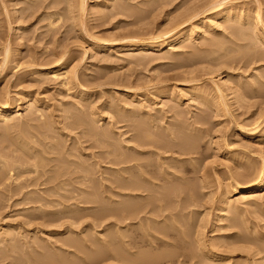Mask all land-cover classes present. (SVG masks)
<instances>
[{"label": "rangeland", "instance_id": "rangeland-1", "mask_svg": "<svg viewBox=\"0 0 264 264\" xmlns=\"http://www.w3.org/2000/svg\"><path fill=\"white\" fill-rule=\"evenodd\" d=\"M66 1L68 0H0V36L1 34H3V36L5 37V38L2 36L0 37V41H1L0 42V57L2 58L1 56L2 47H3L2 44H4L5 39L6 40L8 39L10 43V47L12 49L10 53V58L16 55H17L16 57H18L20 55L19 62L21 61L22 65L25 64L24 61L26 62L29 60V62H31V60L28 59L30 57L31 59L33 58L32 62L33 60L36 61L35 66H30V67H27L26 69L23 66L21 67V64L19 67L15 68L12 65L13 63H8L7 65L8 67L6 66L3 69L0 66V70H1L0 71V99L2 100L0 103L5 101V103L10 105L11 107H14L16 105L15 103L23 102L22 98H24V100H27L29 97L36 95L35 97L39 98V101H40L39 103L43 102L44 104L48 105L50 111L52 112L53 118L54 120H56V122L65 121L64 119L67 118V120L65 121V123H67V121L69 120L72 114L77 115L76 114L77 112L74 113L75 110L73 106L72 107H70L71 105L69 106L68 103L70 102H78L79 104H81L80 105L81 109L82 110L84 109L85 112L87 111L86 113H88L89 107L85 109L86 107L85 104L88 105L89 102L92 104V101H93V104L91 107L95 108L94 110L98 108L99 111H101V109H103L104 101H105V104L107 103V105L108 104L110 105V103L112 102L113 104L116 103L118 99L119 100L124 99L126 100L125 104H122L124 103V100L122 102L118 100L116 104L120 102L118 104L119 106L123 105L124 107H128V108H131V107L135 108V105H136V108L141 107V109L143 108L142 110L144 111L146 110L147 113L151 114L150 116L158 118L157 120H155L158 125L160 124V122L164 123L165 121L171 119L173 112H176L181 119L186 120L189 118L188 119L189 124H191L194 119L195 121L197 120V122L194 124V129H192L189 125V129H190L189 130L190 132L189 133V149L192 151L189 150V172H187L188 177H189V182L194 183V185L189 188V194L191 193L194 194L195 203L189 201L191 203H189L188 209L183 210L184 214L187 213L185 217L188 216L186 219L189 218V225L192 222L189 228L190 229L189 230V241L191 240L190 241L191 246H189V248L191 247L192 249H194V246H196L195 245L196 241L194 239L192 241V238H194L192 236H195V234L202 235L203 242L209 247L210 245H212V246L217 247V249L221 251H225V250H222L223 249L222 246H219V244H215L216 242H213L217 238V236H213L215 238H212V235H216L215 233L217 232H219L220 234H231V233H236L240 230L244 231L246 230V227H248L249 236L253 238H258V236L262 235V237H264V189H261L255 192H250L249 193L250 197L246 199L247 201L246 200L240 201L237 204L240 209L242 208L241 209L243 212L242 214L244 215L243 218L245 219L244 221L246 222H243V223L239 222L238 224L237 223L239 221V218H238L236 219L237 225L235 226L234 224L233 226L232 224L231 226L230 225L231 222L229 223L230 221L229 217H231V215L233 214L231 213L229 209H226L225 215H220L219 218L216 217L214 219L215 221L213 220V222L208 224L207 227L203 226L205 224V220H203V218L206 219L204 216V214L206 215L205 212H208L209 210L212 212L211 213L212 215L210 214L211 217L214 215L213 213H215L214 211L217 209L216 208L217 205H219L218 200H220V197L222 196L221 194H223L226 190H229L230 196H231L229 201L233 203L234 201H236L237 199L236 197H238V191L236 192V190H238L237 188H240L250 183L255 178L256 173L258 171L257 169L260 163H259L257 155L259 154V152L262 153L264 151V82H263L264 79L262 80L259 79L261 77L260 74L262 75L261 78H264V58H263L264 53H263V57L260 58V60L255 61L253 60L255 58H252L251 60L253 62L251 60H250L251 62L247 60L248 62L246 61V63H245V59L240 58L239 57L240 55H238L236 52L234 53V50L230 49V47L227 49L226 52H222V54L220 53L221 55L219 54V51L216 53V47L211 46L212 44H209L211 43L210 40H213L215 37H216L215 40L220 39V37L223 38L226 35V33L229 32L231 28L230 26H233V25H230V23L227 24L225 22L224 24H227V25L226 26L224 25L223 28L229 27V29L227 28L225 30L224 28L225 31L223 32L222 31L223 28L221 30L220 27L219 28L214 27L215 23L214 21H212L213 28H215L216 32L215 31L214 32L213 31L200 32L199 35L196 36L195 41H191L187 38L182 39V42L175 45L176 47L174 46L172 52L169 54L167 53L166 55H163L164 52L162 51L163 53L161 52V54L160 52H158L160 55L159 56L157 52L149 50L150 52L148 51L146 53H142L141 55L137 54L136 56L139 59L135 58L136 56L134 57L135 59H138L137 62L136 61L128 62L129 60H127V58L124 57L126 55L125 54L126 52H119L115 54L112 52H108V53H104L102 51L100 52L96 50V48L92 49V47L88 43V37H86V35L83 33L84 31L77 30L79 28L77 25L79 24L78 23L80 19L79 16L76 14L77 16L75 15L74 18H68L70 15L69 11L71 10L69 6L72 7L73 3L75 4L77 0H69L68 2ZM99 1L101 2L103 0H85L86 14L82 18L83 23L85 24L84 25L85 29L87 30L89 34L92 35V37L97 38L99 44H102L103 39L104 40L112 39V38L121 39L125 37H133L137 41H146L151 36L157 34L159 30L163 32V29L167 30L171 28V29H174L175 31V29L177 30L180 27L179 25H180V22H182V19L184 20L185 18L184 15L188 17V15H190L192 11L194 13L195 12L194 10L196 11L202 10V8L203 9L206 8L211 3V0L205 1V2L210 1V3H208L209 5L205 3L204 0H188V3L184 0L183 4L185 5H183L181 3L183 1L175 0L173 1V4L161 7L162 10L159 9L160 7L156 8L155 9L156 11L157 9H159L158 11L159 13L158 12L156 13V11H153V12H155L157 15L155 13L154 14L150 13L144 20L143 19L142 21L135 20V22H133L134 17L133 16L129 17L127 15L129 13L127 11H126L127 14L126 13L125 14H120V13L113 14L111 12L112 10L109 8L111 5L110 6L105 5L104 7H102L103 10L105 8L104 12L109 11L107 13L109 15L106 16L105 14L106 16L105 17L102 14V12H100L103 10H100L101 7L98 5ZM121 1L123 0H113V4H121L125 2V0L124 2H121ZM137 1L139 0H134V2H137ZM141 1H144V0H141ZM179 2L182 5H180ZM219 2L221 4L223 3L222 5H227V4L231 5L233 9L241 11V14H242L241 23L244 22L245 25H246V21L249 20L252 22V24H257V26H259V23L264 20V0H232V1L231 0H219ZM91 7H92V11L90 10ZM95 7H98V9ZM67 9L69 11H67ZM95 9H97L98 11H96ZM160 11H162V13ZM214 11L215 10H210L209 12H207L205 14V18L212 19L213 17L211 14ZM187 12H188V15L183 14L182 16V13H187ZM256 13L258 14V16ZM99 15H100V19H99ZM101 16L103 17L101 18ZM129 20H132L131 22L133 23H131ZM49 21L52 22L53 24L49 23ZM73 21L76 22L77 24L72 23L73 25L71 26V22ZM128 21L130 23H128ZM236 24L237 23L234 24L236 27L239 26L238 24L237 25ZM74 26H77V27H74ZM52 29L53 31H50ZM220 34H222L223 36ZM99 38L101 39L103 38V39L101 40ZM210 38H213V39H210ZM243 41L239 40L238 43L244 44L246 42V41L244 42ZM118 42H122V40ZM256 45L258 46L257 48H260L257 50H261L262 52H264V45L259 44V43ZM210 50H211V53H213L214 51L215 54H218L219 59L218 57L217 59L213 57L215 56L214 53H213L214 55L211 56ZM62 52L65 53L63 59L73 60L72 63H78V67H77L78 78L76 79V81L71 83V85L66 84L67 87L66 86L62 87L64 86L61 83L62 78L61 76H58L56 79L50 78L48 82L40 83L42 80L36 79V76L34 75L36 73H33V70L45 68L46 66L50 65L49 63H51V61L52 63H57L59 61H62V59H60ZM224 55L225 57L232 55L231 56L232 58L234 59L240 58V60L231 62L230 68H226L228 69L226 70L224 68L225 66L220 64V60L223 59ZM139 56H142V58H140ZM1 58H0V65H1ZM246 58L248 59V57ZM43 61L44 63H42ZM38 62L39 63L41 62L40 65ZM226 73H229L231 75V79L233 80L234 85H236L237 83H240L242 86H241V89L238 88V90L235 91L238 94L236 96L238 102L236 101V98H235L236 94H233L234 95L233 97L232 94H230L229 92L223 91L224 93L223 95H225V98L223 99V101L225 102V104L222 106L224 102L222 103V100L219 98L220 94L218 91H216L217 90L216 84L218 83L219 78L225 77ZM97 76L101 79L99 78L97 79ZM47 78L44 77L43 81L45 79L47 81ZM39 79H42V78L39 77ZM258 79L259 81H262L263 83L258 82ZM36 80H38L39 82ZM101 81L104 83H102ZM247 81H249L250 85ZM98 83L100 84L102 83V85L97 86ZM242 83L246 85H243ZM258 83H260V85ZM123 86H127V87H123ZM189 86H196L197 88L200 87L199 89L201 90V93L199 94L198 98L196 96L186 93L188 90L187 87ZM80 87L82 90L87 89L86 91L89 94H86L84 97H76L74 92L77 91L78 88L80 89ZM98 87H100V89ZM154 90H158L160 91V93L152 94ZM202 90H204V92H202ZM3 91H5L4 93L7 92L8 97L2 94ZM123 92H128V93L133 92L135 95L131 96L130 98L127 96L124 97ZM169 93H176L180 97L179 99H175V98L173 99L171 95H168ZM99 96L101 97V99ZM144 97H151V99L149 101H146V104L142 103V101L139 103L137 102L138 100L136 101V99H140V98L143 100ZM70 98H73V101ZM76 98L79 99L81 102H79ZM74 99H76V101ZM86 100H90V101H88L87 103ZM60 102L64 103L63 104L64 107L62 106L61 112H58L56 108ZM138 104L140 106H138ZM218 105H220L221 109ZM217 107L219 108V110L217 109ZM222 107H224V110L222 109ZM148 108L150 109L148 110ZM54 109L56 110L55 112H54ZM25 112L27 111L22 110L21 116L19 115L22 119H24V121H26L25 116L27 114ZM69 112L72 114L70 115ZM114 112L116 111H113V113ZM59 113L64 116L62 117L61 115H59ZM113 113L111 112L110 114H112L113 116ZM116 113L120 115L119 118L121 117V115H123V113L120 114L118 111ZM106 114H107L106 111L105 112L103 111V117L107 118ZM67 115L69 116V118L68 117L65 118V116ZM74 115H72V118L75 117ZM127 115H129L130 117L126 118L125 116V118L126 119L129 118V121L131 122L132 120L130 119L133 116H131V114H127ZM13 116L15 120H16V117H18V115L17 116L13 115ZM44 116L45 117H42V119L43 118L44 119L40 121H44L45 118H47L46 115ZM116 116L114 113V117H111L113 121L115 119V122L117 121V118H118V116L117 117ZM121 118L124 119V121H127L124 118V115ZM121 118L119 121H117L118 123H120V121L121 122L123 121ZM174 119L175 117L172 118V120ZM29 121L28 122L26 121L27 125L26 126L24 125L25 128L28 126L30 127L28 123L30 124L31 122H33L31 123L32 125L31 127L35 131L39 130V127H38L39 121L36 120L37 126L35 125V121H32V120L31 122ZM124 121L121 123V125H117L118 123H116V125L124 127L123 125L126 124V122L124 123ZM129 121H127V124H131ZM40 124L41 126H43L41 127L42 130L45 131V129H47L48 131L47 130L46 131L47 133L50 134V136H52L54 139L57 138L58 141H60L61 143V144L59 143L60 146L58 144L56 148H59V149L60 147L62 148L63 143L65 146L70 143V141L66 140L65 137H64L65 139H63V135H61L58 132L56 133L57 130L55 131V129L52 126H51V129H49L50 127L48 125L44 127V124H42V122H40ZM125 126L128 127V132L130 131V134H131L132 131L129 129L130 128L129 125H125ZM31 127L29 128V130L31 129L33 131ZM25 128L23 129V131H25ZM253 128H256L257 132L254 134H249L250 133L249 130ZM121 129H120L121 131H123V129L125 131L126 127L121 128ZM31 130L28 132H31ZM76 130H79V128L75 129V131ZM28 132L25 131L26 134ZM17 133L19 134V132ZM0 134L3 135V133H0ZM59 134L61 135V137ZM128 134L129 133H127V135ZM259 134H263V135L259 136ZM2 135L0 137H3ZM81 138L85 140L86 136L85 138L84 136ZM88 140H86V143L87 142L88 144L93 143L91 139H88ZM101 143L99 146H102V147H99L98 145H95V146L93 145L94 147L92 146L94 151L98 150L99 148H101L99 150L107 149V147L109 146V144H107V146L105 147V144L104 143L101 144ZM96 144H99V142ZM259 150H263V151H259ZM55 151L56 150H53L54 154L50 153L51 156L49 154L48 155L46 154L47 157L42 153L41 154L38 153L39 154L38 156H40L38 157L36 153H34L33 155L34 156L36 155L34 158V156L30 155L32 153L26 152L24 154L18 150H15V152H13L14 154L12 153L10 155L9 160L8 158H6V165H4V167L6 166V168L2 167V169L8 170V167L11 168L15 166L14 169H12L11 174H14V177L18 176L19 178L18 177L16 178H18L19 180L15 179V182L13 181V183L14 184L19 183L18 185L20 186L25 181L27 183L30 181L28 187L25 188V186H22L24 188V189L21 188L22 191H28L29 197L31 196L33 197L35 195L38 197L45 196L47 194L46 188L47 189L53 188L51 186H54L56 182H48L49 184L46 182L49 185V187L46 183L43 184V182H45L48 173H49L48 176H51L53 174L51 171L56 169L55 167H53L54 164L55 166L57 165L61 166V163L57 164L55 159H57L58 157L63 158L65 156V153L63 154L62 152L60 153V152H55ZM57 153H60V154L58 155ZM23 154L25 158L27 157L26 155L28 154V157L26 159H29V160H26L24 157H23L24 159H22L21 157ZM62 154L64 156H62ZM44 156L47 159H45ZM31 157L32 159H34V162H32L33 160L30 159ZM36 157L38 158L36 159ZM53 157H54V160H53ZM21 159L25 163L21 162ZM38 159L40 161L44 159V163L41 165L43 169L45 170L42 169L40 164H35V162L40 163ZM50 159H52V161ZM8 162L10 164H8ZM106 162L107 160L105 161V164L104 162H102V164L100 163V165L102 166V169L104 168V166L109 167V165H106ZM194 162H195L194 164L195 166L194 167L192 166L193 167L192 168L191 163H194ZM30 163L37 165V167H34L35 165H32ZM48 163L49 165H53V166H48L47 165ZM3 164L4 163H2L1 166H3ZM38 165L40 169L38 168ZM247 166H250V167H247ZM49 167H53L52 170ZM64 167L68 168L69 166L66 165L64 162ZM26 168L30 172L29 173L25 172L26 173L25 174L23 173V170H26ZM33 168L34 170L39 169L37 171V175L34 172ZM46 171L48 173H46ZM18 172L23 173L21 174V177ZM40 172L42 173L45 172L46 175L45 173L42 174ZM38 174H40L41 176ZM34 175L36 177H34ZM37 176L40 179V181L38 180ZM40 177H42L43 179ZM202 179L205 181V183H207L206 185L204 184V186H201L200 184V181ZM35 180L36 181L38 180L39 182L38 181L37 182L38 183L41 182L42 184L35 185L34 184ZM19 181L22 183L20 184ZM32 181L34 182L32 183ZM6 183L7 184L10 183V181L7 180ZM51 183L53 185H51ZM14 184H12V186ZM59 187L53 188V190L56 191L59 196L70 197L75 194L77 195V193H79V191L77 190H75L73 193V190L75 188L73 186L72 187L74 189L71 188V185H69L68 187L66 186L67 188L64 187L63 185ZM63 187L65 189H63ZM1 188L3 189V191ZM6 188L7 187L5 186V184L0 185V200H1L0 201L1 202L0 203V254H1L0 264H49V263L53 264V262H55L57 258L55 256H59V255L61 256L63 252L66 256L62 254V257L65 259L67 258L66 260L69 261L68 258L70 259L74 258V255H75L74 252L76 251L73 248L70 249V247H66L67 248L66 249L65 246L60 244L62 243L61 241L63 239H66L68 236H71V237H74V236L77 237L79 235H80L79 237H81V235L85 237L88 236V238L86 237V239H90L91 242H87V244L88 243L90 244L93 242L95 245L97 244L96 245L97 247H94L95 251H93V255L95 253L99 254L100 251L98 250L99 251L98 252L97 249L101 248V245H100L101 241L104 243L108 241H109L108 243H110L112 241L111 244H114V243L116 244L118 241L117 238H114L115 235L117 234V230L115 229L117 227L116 226L114 227V225L112 227L113 219L110 217H107L101 220L100 222V220L99 221L93 220L92 219L93 217L91 215H86L87 217L84 215L83 217L79 219L80 221L79 220L77 221V223L79 222L78 224H75V225L73 224V227L71 225V228L72 229L74 228L73 229L74 233L69 234L70 227L66 224H70L69 223L70 220L69 219L67 220V217H61L60 213H52L54 210L56 211L62 208V205H58V203L57 202L54 203V201L49 202V205L51 207L49 205L47 206L48 203L47 204H45V202L39 203V202H36L35 200L34 201L31 200L32 203H28L30 201H27V200L24 202L21 199H19L20 194L22 195V193H19L18 191L16 192L14 190H12L13 192L9 191L11 195L9 198V194H7L8 190ZM44 189L45 191L43 192ZM57 189L59 190L57 191ZM48 191L50 192L51 190H48ZM2 196H3V199L1 198ZM36 196L33 198H36ZM52 197H53L52 199H54V196ZM104 202L102 203L104 204L108 203L106 202V200H104ZM41 203L43 204L40 205ZM52 206H54L55 208ZM47 215L49 218L47 217ZM55 215L56 216L58 215L57 216L58 219ZM35 216H38V217H35ZM56 222L59 223V225H57ZM61 222L64 225L61 224ZM92 223L95 226H92L91 225ZM133 223L135 224L137 222L133 221ZM60 224L63 225V227L61 226V229H64L66 227L62 231H58V229H60L59 228ZM123 224H126V223H123ZM119 225L118 226L120 228L124 226L122 224H119ZM134 226L136 227V225ZM134 226H131L130 227L131 229L123 228L121 229V231L125 230V234L127 235L130 234L128 236L130 239L131 237L135 236L134 238H136V241H138L140 237L138 235L136 236V234H138L137 232L139 231V230H136L138 226L137 228H134ZM218 229H221V230L219 231ZM191 233H192V236H190ZM99 239H102V240L100 241ZM138 242H136L137 244L135 243L136 244L135 246L137 247L136 248L133 247L131 249L132 252L135 253V251H137L139 248V251H137L135 254H140L144 251L145 253L149 252L151 255L152 253H156L164 249V247H160L159 249H156L155 251L149 248L148 245H145V244L141 245ZM260 242L258 243L263 244L262 246L264 247L263 241L261 243ZM58 245H62L63 249L61 248V246H58ZM239 245H240L239 243L234 245L239 248L233 254L236 256L230 258L229 264L233 262L234 263L237 262L238 264H252L254 257L252 256V250H250V248H253V247H251L250 245H244L243 247H240ZM252 246H255V245H252ZM64 248H65V251H64ZM167 249L172 250L175 248L168 247ZM68 251L69 253L72 251V253L69 254ZM262 251L263 252H261L260 255L263 254L264 256V250ZM56 253H61V254L56 255ZM46 254L47 256H45ZM51 257L54 260L49 259ZM41 258L42 260L40 261ZM105 259H101L100 260L101 262H99L98 259H96L95 257V259H87V261L90 262L89 264H95L97 261H98V264L99 263L100 264H119V262L113 261L111 258H109L110 260L108 258H105ZM77 261L79 264L84 263L83 261H79V260ZM54 264H60V263L56 261ZM256 264H258V262Z\"/></svg>", "mask_w": 264, "mask_h": 264}, {"label": "bare ground", "instance_id": "bare-ground-1", "mask_svg": "<svg viewBox=\"0 0 264 264\" xmlns=\"http://www.w3.org/2000/svg\"><path fill=\"white\" fill-rule=\"evenodd\" d=\"M68 1H66V2H68ZM139 1H137L138 2L137 3V2H134V0H132V2H134V3H132L131 0H125V2L123 0L121 2H124V3L120 2L121 4H113V0H103L101 2L99 1L98 5L101 7L100 10H103L102 7H104L105 5H107V6L111 5L109 8L112 10V11L111 10L110 11L113 14H115V13H117V14L118 13H120V14L126 13L127 14V12H128L129 14H127V15L129 17L133 16L134 17V18L132 17L134 19L133 22H135V20L136 21H138V20L142 21V19L144 20L148 16V14H150V13L154 14L155 12H153V11H156L155 10L156 8L160 7L159 9L162 10L161 7L166 6V5H171V4H173V1H175V0H144V1L139 0ZM181 1H183V2H181ZM181 1L180 2L183 4L184 0H181ZM185 1L188 3V0H185ZM205 1L206 0H204V2ZM180 2H179V4H180ZM62 3H64V2H62ZM205 3L208 4V3H210V1L205 2ZM141 4H143V5H141ZM182 4H180V5H182ZM222 4L219 2V0H215V1L211 0L210 5L209 4H208L209 6L206 5L207 7L204 9L202 8V10L197 9L198 11H196L192 8L195 11L194 13H193V11L191 12L190 15H188L189 11L187 13H182V16H183V14H186V15H188V17L184 15L185 18L183 17L184 20L182 19V22H180V25H179L180 27L177 30L175 29V31H174V29H171V28L167 29V30L163 29V32H161V30H159L160 33L158 31L157 34L151 36L146 41H137L133 37H125V38H121V39L112 38V39H105V40L102 38L103 39L102 44H99L97 38L92 37V35L89 34L84 27L85 24L83 23L82 18L86 14L85 0H77L75 4L73 3L72 7L69 6L71 8V10L69 11L67 9V11L70 12L69 17L68 16L67 17L68 18H74L76 14L79 16V18H80L79 22H78L79 24H77L76 22L73 21V22H71V26L73 25L72 23H76L79 27L78 29L77 28L76 29L79 31H84L83 33L86 35V37H88V43L92 47V49L96 48V50H98L100 52L101 51L104 53L112 52L115 54H117L119 52H126L125 53L126 55L124 57H126L127 60H129L128 62H132V61L137 62V60L139 58L136 55L137 54L141 55L142 53H146L149 50L155 51L157 53L160 52V54L163 51L164 52L163 55H166L167 53L169 54L172 52L175 45L182 42V39L187 38L191 41H195L196 36L199 35L200 32H204V31H210V32L213 31L214 32L215 28H213L212 21H214V23H215V24L213 23L214 27H217V28L220 27L221 30H222L224 25L226 26L229 23H230V25H233V26L228 25L231 28H230L229 32H227L228 34L226 33V35L223 38L220 37V39L215 40V38H216L215 37L214 39L210 38L213 40L209 39L211 41V43H209V44H212L211 46L216 47V53L219 51V54L220 53L222 54V52H226L227 49L230 47V49L234 50V53L236 52L238 55H240L239 56L240 58L245 59V63L247 60L250 61L252 58H255V59H253L255 61L260 60V58L263 57L264 52H262L261 50H257L260 48H257L258 46L256 44L259 43V44L264 45V22H263L264 20L259 23V26H257V24H252V22L249 20L246 21V25H245L244 22L241 23L242 22L241 11L233 9L231 7V5H228V4L222 5ZM69 5H70V3H69ZM183 5H185V4H183ZM98 7H95V8L98 9ZM167 7H169V6H167ZM74 8H76L77 10ZM97 9H95V10L98 11ZM159 9H157L156 13L159 11ZM186 9H187V7H186ZM90 10L92 11V7ZM104 10H105V8H104ZM104 10L100 11V12H102V14L104 16H105V14H106V16L109 15V14H107L109 11L108 12L105 11L106 12L105 13ZM210 10H215L211 14L213 18L207 19V18H205V14L207 12H209ZM160 12L162 13V11H160ZM169 14H170V12H169ZM124 16H126V15H124ZM153 16H155V15H153ZM257 16H258V14H257ZM102 17L103 16H101V18ZM110 18H112V17H110ZM99 19H100V15H99ZM150 19H152V18H150ZM129 21L131 22L132 20H129ZM129 21H128V23H130ZM133 22H131V23H133ZM225 22L227 24H224ZM49 23L53 24L50 21H49ZM235 23H237L239 26L236 27L234 25ZM74 27H77V26H74ZM224 28H225V30L227 28L229 29V27H224ZM224 28L222 30L223 32L225 31ZM66 29H68V28H66ZM54 30H56V29H54ZM50 31H53V29ZM81 34H82V32H81ZM220 35H222V34H220ZM1 36L4 37L3 34H1ZM99 39H101V38H99ZM121 40H122V42H118ZM239 40H242V41L244 40L247 43L245 42L244 44H241V43L239 44L238 43ZM256 42H258V43H256ZM2 45H3L2 52H1L2 58L0 57L1 58V65L0 66L2 69L4 67H6L8 65V63H13L12 65L15 68L19 67L21 64V67L23 66V67H25V69L27 67L36 65V61L33 60V62H32L33 58L31 59V57L28 58L31 60V62H29V60L26 62L24 61V63L26 65L25 64L22 65L21 61L19 62V60H20L19 56L20 55L18 57H16L17 56L16 55V56L10 58V53H11L12 49L10 47V43H9L8 39L7 40L5 39L4 44H2ZM210 53H211V50H210ZM210 53H209V55H210ZM213 53H214V51H213ZM213 53H211V56H213L215 54V53L214 54ZM232 53H233V51H232ZM68 54H70V53H68ZM64 55H65V53L62 52V55L60 57V59H62V61H59L57 63H52V61L50 60L51 61V63H49L50 65L46 66L45 68L33 70V73H36V74H34L36 76V79L42 80L40 83H45V82H48V80L50 78L56 79L58 76H61V78H62L61 83L64 85L62 87H65L66 84L71 85V83L76 81V79L78 78V75H77L78 63H72L73 60L63 59ZM158 55H159V53H158ZM231 56L232 55L225 57V55H224V57L222 56L223 59L220 60V64L224 65L225 69L230 68L231 62L236 61V60H238V61L240 60V58L234 59ZM134 57L138 58V59H135ZM139 57L142 58V56H139ZM161 57H162V55H161ZM213 57L217 59L218 54H215V56H213ZM246 57H248V59ZM218 59H219V57H218ZM40 63H39V65H40ZM42 63H44V61ZM226 70H228V69H226ZM99 76H100V74H99ZM102 76H103V74H102ZM260 76L262 77L261 74H260ZM39 77L42 79H39ZM44 77L45 78L49 77V78H47V81H46V79L43 81ZM261 77L259 79H261V80L264 79ZM98 78L99 77L97 76V79ZM99 79H101V78H99ZM259 79H258V82H260V83L264 82V80L262 82V81H259ZM38 80H36V81H38ZM235 80H237V79H235ZM97 81H96V83H97ZM247 82L249 83V81H247ZM102 83H104V82H102ZM102 83L101 84L98 83L97 86L102 85ZM260 83H258V84L260 85ZM62 84H60V85H62ZM80 84H82V83H80ZM88 84H86V85H88ZM109 85H110V83H109ZM128 85H129V83H128ZM216 85H217L216 91L219 92V94H220L219 98L222 100V103L224 102L223 99L225 98V95H223L224 94L223 91L229 92L230 94H232L233 97H234L233 94H236L235 98L237 101L236 96L238 94L235 91L238 90V88L241 89L242 85L240 83H237L236 85H234L233 80L231 79V75L229 73H226L225 77L219 78L218 83ZM243 85H246V84H243ZM249 85H250V83H249ZM123 87H127V86H123ZM82 88H83V86H82ZM98 88L100 89V87H98ZM199 88H197L196 86H189V87H187L188 90L186 93L191 94L193 96H196L198 98L199 94L201 93V90ZM66 89H68V88H66ZM86 90H82L80 87V89L78 88V90L75 91L74 94L76 97H84L86 94H89ZM92 91H93V89H92ZM4 92L5 91H3L2 94L7 96V92L6 93H4ZM202 92H204V90H202ZM156 93H160V91L154 90L152 92V94H156ZM123 95H124V97L127 96L130 98L131 96H133L135 94L133 92H129V93L123 92ZM168 95H171V97L173 99L174 98L179 99V97H180L176 93H169ZM35 96H31L27 100H24V98H22L23 102L15 103L16 105L14 107H11L7 103H5V101H3L4 103L3 102L0 103V129H1L0 133H3V135L0 134V136L1 135L3 136V137H0V185L5 184V186L7 187L6 189L8 190L7 194H9V198L11 196L9 191L14 190L16 192L18 191L19 193H22V195L20 194L19 199H21L24 202L27 200V201H30L28 203H32L31 200L32 201L35 200L36 202H39V203L40 202H45V204L48 203L47 204V206H48L49 202L54 201V203L57 202L58 205H62V208H60L56 211L54 210L52 213H60L61 217H67V220L68 219L70 220V222H69L70 224H66L70 227L69 228V234L74 233V230H73L74 228L72 229L71 225L73 227V224L74 225L78 224L79 222L77 223V221L81 217H83L84 215L85 216L91 215L93 217L92 218L93 220H98V221L100 220V222H101V220H103L107 217H110L113 219L112 227L114 225V227L116 226L118 228V229L115 228L117 230V234L115 235V233H114V235H115L114 238H117V240H118V241L116 240L117 243L111 244L112 241L110 243H108L109 241L104 243L101 241L102 239H99L101 241L100 242V245H101L100 249L101 250L97 249V251L99 250L100 252L98 251L99 254L95 253L94 255H93V251H95L94 247H97L96 246L97 244L95 245L93 242L90 244L88 243L89 244L88 245L87 242H91L90 239H86V237L88 238V236L85 237V236L81 235V237H79L80 236L79 235V236H77L78 238L75 236L74 237L68 236L66 239H63L61 241L62 243H60V244L65 246V248L66 247H70V249L73 248L77 253L74 252L75 253L74 258H72V259L68 258L69 261L66 260L67 258L65 259L62 257V254L65 255L64 252L62 254L56 253V255L61 254V256L60 255L55 256V257H57L55 262L57 261L60 264L61 263H63V264H65V263L76 264L77 263V264H79L77 261V260H79V261H83L84 262L83 264H89L90 262L87 261V259H95V257H96V259H98L99 262H101L100 261L101 259L111 258L113 261L119 262V264H229L230 258L236 256L233 254L239 248V247H236L234 245L239 243L240 247H243L244 245H250L251 247H253V248H250V250H252V256L254 257L252 264H256L257 262H258V264L264 263L263 254L260 255L261 252H263L262 250H264V247L262 246L263 244L258 243L261 240L264 243V237H262V235L258 236V238H253V237L249 236L248 235L249 234L248 227H246V230H244V231L240 230L236 233L220 234L219 232H217L218 234L215 233L216 235H212V238H215L213 236H217V238L213 242H216L215 244H219V246H222V248H223L222 250H225V251H221V250L217 249V247L212 246V245H210V247H209L208 245H206L203 242V240H202L203 236L202 235L195 234V236H192V233L190 236L194 237V238H192V237L191 238H192V241H193V239L196 241V244H195L196 246H194V249H192L191 247L189 248V246H191V244H190L191 240L189 241V230H190L189 228H190L192 222L190 221L191 224L189 225V218L186 219L188 216L185 217L187 213L184 214L183 210L188 209L189 203H191V202L195 203L194 194H192V193L189 194V188L191 186H193L194 183L189 182V177H188L187 172H189V150H190L189 149V133H190L189 132V130H190L189 125L192 129H194V124L197 122V120L195 121V119H194L192 121V123L189 124V120H188L189 118L186 120L181 119L176 112H173L171 119L165 121L164 123L160 122V124L158 125L155 121L158 118L150 116L151 114L147 113L146 110L145 111L142 110L143 108L142 109H141V107L136 108V105H135V108H132V107L128 108V107H124L123 105L119 106L118 104L120 102L118 104H116L119 99L114 104L112 102L114 100L113 99L112 101H110V102H112V103H110V105L109 104L107 105V103L105 104V101H104L103 109H101V111H99L98 108L96 110H94L95 108L91 107L93 104V101L91 104L90 102L88 103V101H90V100H86L88 105L85 104V106H86L85 109L89 107L88 113H86L87 111L85 112L84 109L83 110L81 109V106H80L81 104H79L78 102H70V103H68L69 106L70 105H71L70 107L73 106V108L75 110L74 113L77 112L76 113L77 115H74V114L69 112L70 115L72 114L75 117L72 118V115H71L69 118V116H68L69 114L67 113L68 115L65 116V118L66 117L69 118L67 123H65L67 118L64 119L65 121L56 122V120H54V118H53L52 112L50 111L48 105L44 104L43 102L39 103L40 102L39 98H37ZM97 98H98V96H97ZM70 99H72V101H73V98H70ZM76 99H74V100L76 101ZM100 99H101V97H100ZM144 99H146V100H144ZM150 99H151V97H144L143 100L140 98V99H136V101L138 100L137 101L138 103L142 101V103L146 104V101H149ZM240 99H241V97H240ZM77 100L79 102H81L79 99H77ZM123 100H119V101L122 102ZM216 100H215V102H216ZM1 101L2 100L0 99V102ZM17 101H19V100H17ZM125 101L126 100H124V103H122V104H125ZM217 102H219V101H217ZM220 103H218V104H220ZM63 104H64L63 102L62 103L60 102L58 104V106L56 108V110H58V112H61V108H62ZM224 104H225V102L222 104V106ZM215 105H216V103H215ZM138 106H140V105L138 104ZM218 106L220 107V105H218ZM149 109L150 108H148V110ZM217 109L219 110L218 107H217ZM220 109H221V107H220ZM222 109L224 110V107H222ZM20 110L21 111L22 110L27 111V112H25V113H27L26 116L24 114V116L26 117L25 120L27 122L29 120H30L29 122H31V120L35 121V125L37 126L36 120L39 121V125H38L39 130H37L38 129V127H37V129H36L37 131H35L31 127L32 126L31 123H33V122H31L30 124L28 123V125H30V127L33 129V131L30 129L31 132H28V131H30L29 130L30 127L29 126H28L29 128L24 127V125L25 126L27 125V122L24 121V119H22L20 117L21 116ZM56 110L54 109V112ZM103 111L104 112L106 111V113H107L106 117L107 118L103 117ZM113 111H116V112L118 111L120 114L123 113L124 118H125V116H126V118L130 117L127 114H131V116H133L130 119V120H132L131 122L129 121V118L128 119L125 118L131 124H127V121H124V119L121 118V117H123V115H121V117H120L124 121V123L126 122L125 125H129V127H130L129 129L132 131L131 134H130V131L128 132L127 126H125V125H123L124 127L117 126V125H121V123L123 122V121L122 122L120 121V123L117 122L120 120V118H119L120 115L118 113L114 112L115 116L118 114L117 115L118 116L117 121L115 122V119H114V121L112 120L111 117H114ZM111 112L113 113V116H112V114H110ZM13 115H16V116L18 115V117H16L17 121L14 119ZM44 115H46L47 118H45L44 121H40V120L44 119V118L42 119V117H45ZM59 115H61L62 117L64 116L60 113H59ZM173 117H175L174 120H172ZM40 122H42V124H44V127L48 125L50 127L49 129H51V126H52L55 129V131L57 130L56 133L58 132L61 135H63V139L66 138V140H69L70 143L65 146L64 143L62 142L63 147L62 148L60 147V149L56 148L57 145L60 143V141H58L57 138H55L56 139L55 140L52 136H50V134L47 133V131H48L47 129H45V131L42 130L41 127H43V126H41ZM116 123H118V124L116 125ZM125 127H126V130L124 131V129H123V131H121L122 130L121 128H125ZM24 128H25V131L28 132L27 134L25 133V131H23ZM78 128H79V130L75 131V129H78ZM16 129H17V131H16ZM26 129H28V130H26ZM17 132H19V134ZM249 132H250L249 134H254L257 132V129L253 128V129L249 130ZM127 133H129V134L127 135ZM52 135H53V133H52ZM61 135H60V137H61ZM261 135H263V134H259V136H261ZM83 136H84V138L86 136L85 140L83 138H81ZM88 139H91L93 141V143H90V144H88V142L86 143V140H88ZM98 142H99V144H96ZM101 142L105 144V147L107 146V144H109L107 149L99 150V149H101V148H99L98 149L99 151L98 150L94 151L93 147L95 145L99 146ZM60 144H59V146H60ZM99 147H102V146H99ZM5 150H7V151H5ZM15 150H18L24 154L26 152L32 153V154H30L32 156H34L33 155L34 153H36L37 156L41 153L44 154L45 156H46V154L47 155L49 154L51 156L50 153H53V150H56L55 152H60V153L62 152L63 154L65 153V156L62 154V156H64L63 158L58 157L57 159H55L57 164L61 163V166L57 165V164H56L57 166H55L54 163H53L54 166L49 165V163L47 164L48 166H53L56 169L54 168L55 170L51 171L53 167H49V168H51L50 171L53 174L51 176H48L49 171L47 170L48 172L46 171V173H48V175H47L46 180L44 179L45 182H43V184L46 182L47 183L48 182H56L57 184L56 183L54 184L55 187L51 186L53 188H58L59 186H62V185L64 187H66V186L68 187L69 185H71V188H73V187L75 188V189L73 188L74 189L73 193L75 190L79 191V193H77V195L75 194V195L70 196V197H65V196H59L58 193L53 190V188H51V189L46 188L47 194L45 196H42V197L39 196L40 197L39 198L38 196L35 195L36 198H33L35 196L32 197L30 195L31 197H29L28 191H22L21 188H23L22 186H25V188L28 187L30 181L28 180L29 181L28 183L25 181L23 183L24 185L21 184L22 182L19 181L21 184L20 186L18 185L19 183L14 184L13 181L15 182V179L19 178L18 176H16V177H18V178H16V177H14V174H11V171H12V169H14L15 166L11 167V168L8 167V170L2 169V167H4V165H6V158H8V160H9L10 155L13 152H15ZM190 151H192V150H190ZM259 151H263V150H259ZM60 153H57V154L59 155ZM24 154L21 157L22 159L25 158ZM26 156L28 157V154ZM35 156H34V158H35ZM42 156H41V158H42ZM45 156H44V158L47 159L46 158L47 156L46 157ZM257 156H258V160H259L260 164H259V167L257 169L258 171L256 173L255 178L250 183H248L247 185H244L240 188H237L238 190H236V192L238 191V197H236L237 199H236V201H234L235 204H234V202L232 203L231 201H229V199L231 197L229 190H226L223 194H221L222 196L220 197V200H218L219 205H217V207H216L217 209L214 211L215 213H213L214 215L211 217L212 212L209 210H208V212H205L206 215L204 214V216L206 219L203 218V220H205V224L203 225L204 227H207V225L210 224L211 222H213V220L216 217L219 218L220 215H225L226 209H229L231 211V213L233 214V215H231V217H229V220H230L229 223L231 222L230 223L231 226H232V224H233V226H234V224L236 226L237 223L239 224V222H242V223L246 222V221H244L245 219L243 218L244 215L242 214L243 213L241 210L242 208L240 209L237 204L240 201H244V200L248 199V197H250V195H249L250 192H255V191L264 189V151L262 153L259 152V154ZM38 157H40V156H38ZM38 157H36V159ZM22 159H21V162H24ZM30 159H32V157ZM105 159L107 160L106 165H109V167L104 166V168H103L104 170H103L100 163L102 164V162H104V164H105V161H106ZM26 160H29V159H26ZM32 160L31 161L34 162V159H32ZM50 160L52 161V159H50ZM53 160H54V157H53ZM9 162H8V164H10ZM39 162L40 163L35 162V164H40V165L43 164L44 159L41 161L39 160ZM64 162L66 165L69 166L68 168H66L67 166L64 167ZM2 163H4L3 166H1ZM30 164H32V163H30ZM30 164H28V165H30ZM35 164H32V165H35ZM62 164H63V166H62ZM191 164H192L191 167L195 166L194 165L195 162L191 163ZM21 165H22V163H21ZM250 166H247V167H250ZM34 167H37V165H35ZM41 167H42V165H41ZM4 168H6V166ZM18 168H19V166H18ZM38 168H39V165H38ZM49 168H47V169H49ZM195 168H197V167H195ZM9 169H11V170H9ZM16 169H17V167H16ZM30 169H32V168H30ZM39 169L34 170V168H33L36 175H37V171ZM42 169H43V167H42ZM43 170H45V169H43ZM19 171H20V169H19ZM25 172L29 173L30 171L26 168V170H23V173H25ZM23 173L22 172L19 173L20 177H21V174H23ZM40 173H42V172H40ZM44 173H42V174H44ZM46 173H45V175H46ZM38 175H40V174H38ZM31 176H32V174H31ZM34 177H36V176L34 175ZM37 178H38V176H37ZM40 178H42V177H40ZM203 179L200 181L201 186H204V184L205 185L207 184V183H205V181ZM7 180L10 181V183L7 184L6 183ZM21 180H22V178H21ZM38 180L40 181L39 178H38ZM37 181L36 180H35V182L32 181V183L34 182L35 185L42 184L41 182L38 183L39 181L38 182ZM12 184H14L15 186L14 185L12 186ZM51 185H53V184L51 183ZM48 187H49V185H48ZM64 187H63V189H65ZM71 188H70V190H71ZM48 190H51V191L49 192ZM58 190L59 189H57V191ZM2 191H3V189H2ZM44 191H45V189L43 190V192ZM12 192H11V194H12ZM70 193H72V192H70ZM52 196H54V199H52L53 198ZM1 198L3 199V196ZM104 200H106V202H108V203L104 204L105 203ZM3 201H5V200H3ZM189 201H191V202H189ZM102 202H104V203H102ZM229 202H231V203H229ZM13 203H14V201H13ZM42 204L43 203H41L40 205H42ZM3 205H4V203H3ZM55 205H57V204H55ZM52 207H54V206H52ZM35 217H38V216H35ZM47 217H48V215H47ZM238 218H239V221L236 223V221H237L236 219H238ZM57 219H58V217H57ZM190 220H192V219H190ZM43 221H45V220H43ZM133 221H136L137 223L134 224ZM233 222H235V223H233ZM94 223H95V221H94ZM123 223H126V224H123ZM56 224L59 225V223H57V222H56ZM61 224H63V223L61 222ZM61 224L59 227L60 229H58V231H62L66 228L65 227L64 229H61V226L63 227V225H64V224L63 225H61ZM119 224H122L124 226H122L120 228ZM91 225L95 226V225H93V223ZM134 225H136V227ZM227 225H229V224H227ZM131 226H134V228H137V226H138V228L136 230H139V231L137 232L138 234H136V236L137 235L140 236L139 237L140 241L138 240L139 242L136 241V238H134L135 236L131 237V239H130L128 237L130 234H128V235L125 234V230L121 231V229L130 228ZM203 226H202V228H203ZM218 230L220 231L221 229H218ZM222 230H223V228H222ZM250 235H251V233H250ZM131 236H132V234H131ZM218 236H219V238H218ZM135 241L141 245L142 244L148 245L149 248H151L155 251H156V249H159L160 247H164V249L160 250L156 253H152L151 255L149 252L145 253L144 251L142 253H140L141 252L140 251L139 252L140 254H135L137 251H139V248L137 251H135V253L132 252V250H131L133 247L134 248L137 247V246H135L137 244ZM43 245H44V243H43ZM62 245H58V246H61V248L63 249ZM91 245H93V246H91ZM252 245H255V246H252ZM168 247L175 248V249H172V250L169 249L168 250L167 249ZM192 247H193V245H192ZM65 248H64V251H65ZM33 253H35V252H33ZM51 253H53V252H51ZM68 253H69V251H68ZM71 253H72V251L69 254H71ZM79 254H81L82 256ZM45 256H47V254ZM52 256H54V255H52ZM33 258H35V257H33ZM49 259H52V257ZM41 260H42V258L40 259V261ZM52 260H54V259H52ZM98 261L96 262L97 264H98ZM50 262H52V261H50ZM55 262H53V264ZM92 262H94V261H92ZM230 264H238V263L233 262Z\"/></svg>", "mask_w": 264, "mask_h": 264}]
</instances>
